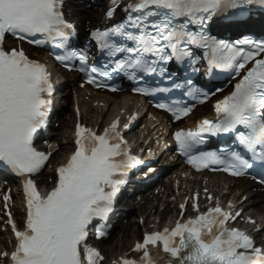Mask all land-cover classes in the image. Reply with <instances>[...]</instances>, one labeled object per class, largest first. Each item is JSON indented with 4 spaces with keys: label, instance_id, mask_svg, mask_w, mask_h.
I'll return each instance as SVG.
<instances>
[{
    "label": "snow or ice",
    "instance_id": "obj_1",
    "mask_svg": "<svg viewBox=\"0 0 264 264\" xmlns=\"http://www.w3.org/2000/svg\"><path fill=\"white\" fill-rule=\"evenodd\" d=\"M65 2L0 0V165L18 176H31L48 160V155L33 147V138L50 111V73L23 49L5 50L4 38L10 35L52 47L54 60L84 74L94 86L103 87L102 81L113 76L142 83L134 91L168 97L154 106L173 120L191 114L194 108L189 100L203 104L223 90H203L194 75L203 71L208 76L215 69L231 72L239 80L234 91L215 105L218 119L203 120L195 131H175L176 151L198 171L241 176L254 167L264 169V40L228 42L217 39L209 28L218 18L247 19L252 8L264 10V0H111L107 19L116 20L121 13L123 19L90 30L89 41L79 47L72 43L78 34L66 18ZM92 43L104 54L99 63L88 62ZM152 79L166 86H150ZM174 91L187 99L171 98ZM118 123L114 121L99 135L78 127V148L58 169L57 185L46 196L34 180L25 181L26 228L15 232L18 246L11 256L13 264H98L103 259L84 244L88 228L93 220L110 214L128 171L141 163L128 154ZM222 134H231L236 147L194 154L206 136ZM230 219L235 217L216 206L177 222L172 230L146 234L136 250L143 251L142 264H153L147 246L158 244L169 256L166 264H264V249L245 233L226 227ZM11 224L15 229L14 220ZM96 235L99 238L105 232L97 229ZM123 264L135 262L124 260Z\"/></svg>",
    "mask_w": 264,
    "mask_h": 264
},
{
    "label": "bare ground",
    "instance_id": "obj_2",
    "mask_svg": "<svg viewBox=\"0 0 264 264\" xmlns=\"http://www.w3.org/2000/svg\"><path fill=\"white\" fill-rule=\"evenodd\" d=\"M68 9L70 10V15L76 16L74 14L83 12V4L79 0H69ZM102 20H103V14L101 12H99L98 10H95L90 15H85V16L79 17L77 19V22L80 25L81 32H86V30H90L93 27H95L97 22L101 23ZM42 55H44V54L42 53ZM42 55L40 53V56H42ZM69 78H70V80L74 81V83L72 82L73 92L75 94L77 93V100L81 106L82 105L84 106L85 99L89 95H91V97H94V98H100V101L104 102V104L96 106V104H94V102H95V99H94L93 103L88 104V111H90L91 113H94L97 116V119H98L97 122L100 121L101 119H104V121H107V124L109 125L115 119H119V120H121L122 124H125L126 122L127 123L133 122V125L135 127L137 121H136V114L134 113V111H136L138 108H143V105L140 107L138 106V100L136 98L129 99L126 95H120L117 97H114V96L104 97L103 95H99L98 93H94V92L88 90L87 88H83L81 86V83L75 82V79H74V77H72V75ZM130 101H133V103L130 104ZM128 104H130V105H128ZM83 108H85V107H83ZM206 108L207 109L203 110L204 114H205V112H208V113L210 112V109H208V107H206ZM143 110L146 111V109H144V108H143ZM146 112L148 114V117L152 118V123H151L152 130L150 129L149 132L155 133V136H156V135L160 134L162 131H164V130L166 131L165 121L161 120V118H163V117L160 114H157L151 110H148ZM201 112L196 117H194V118L192 117L191 119H188L186 122H188L190 124H194L197 119L202 118ZM103 117H105V118H103ZM97 122L95 125H92V126H96L98 124ZM154 124L157 125V128H155V129L153 128V127H156ZM149 125H150V123H149ZM69 126H70L69 121H67L66 124L64 125V127H69ZM162 126H165L164 129H162ZM61 131H63V130H61ZM162 136L165 137V132L160 137H162ZM139 137H141V133H139ZM143 137H142V139H145V137L144 138ZM164 137H163V139H164ZM134 139L138 140L137 142L142 141V140H140L141 138H138L137 136L134 137ZM68 144L70 145V143H68ZM61 150H64L63 147L61 148ZM60 154H61V152L58 153L55 157H58ZM206 176H208V175H206ZM217 176H219V175H217ZM217 176H212V178H215ZM241 181L242 182L239 183L240 186L237 190V191L241 192L240 195H242V196L244 195L246 197L253 198L254 199V206H256V202H261L264 204V194H262V192H260V191H256L255 190L256 187L254 184L249 183L247 181H243V180H241ZM235 197H236V194L234 195V198ZM236 202L239 203L240 205L242 204L240 198H238V200ZM153 204H154V206H153L154 208H151V209H153V211L154 210L158 211L157 208H155V201H153ZM143 210H144V212H141ZM149 210L148 209L146 210L145 208H140V212L142 214H146V212H148ZM173 212H174V210L167 208L162 215L163 216L173 215ZM148 221H149V218L146 219V224ZM138 229L139 228L137 227L136 224H130L129 226H125L122 230L124 243L121 246L124 248L125 245L128 247L129 244H131V246L128 247V248H130V250L128 252H131L133 250V248L138 243H142L141 238H140L141 235L139 234L140 231ZM116 241H117L116 239H113V241L110 243H104V246H102L103 254H106L109 258L112 257V254L113 255L117 254L116 251H117L118 245H117ZM123 248H121V249H123ZM147 250L149 252V255L151 256V254H153L152 248L147 247ZM126 251L127 250H125V252ZM154 258L157 259L158 257L154 256ZM140 261L142 264L143 258ZM159 264H163V262H159Z\"/></svg>",
    "mask_w": 264,
    "mask_h": 264
},
{
    "label": "rangeland",
    "instance_id": "obj_3",
    "mask_svg": "<svg viewBox=\"0 0 264 264\" xmlns=\"http://www.w3.org/2000/svg\"><path fill=\"white\" fill-rule=\"evenodd\" d=\"M85 103H86V108H85V110H87V108H88V104H87V102L85 101ZM90 114V113H89ZM92 115H93V117L92 116H88V118L86 119L87 120V122H97V116L94 114V113H92ZM65 129V132L66 131H68V128L67 127H65L64 128ZM159 203L160 202H157V204H158V206H159ZM157 204H156V206H157ZM160 207V206H159ZM149 213H150V215L151 216H149ZM156 213V211L155 212H153V210H150L149 212H148V215H146V217L145 218H147V216H149V221H150V223H152V222H154L155 221V219H156V215L154 216V214ZM139 231H140V233L139 234H141V231H142V226L141 227H139V229H138ZM136 238V237H135ZM116 239V238H115ZM117 241V245H118V247H117V251H116V253L117 254H121V253H123L125 250H129L130 248H128L129 246H131V244H129V246L127 247L126 245L124 246V248L121 246V245H123V240H124V238H123V235L122 234H120V232H119V234H117V239H116ZM10 245V234H9V232H7V231H1V233H0V248H4V247H8ZM121 246V247H120ZM121 248H123V249H121ZM126 248V249H125ZM125 249V250H124ZM123 251V252H122ZM112 253V252H111ZM107 256V255H106ZM112 257H113V254H112Z\"/></svg>",
    "mask_w": 264,
    "mask_h": 264
}]
</instances>
